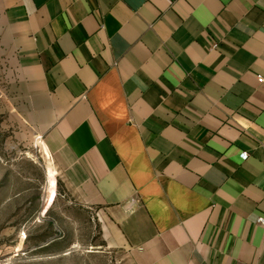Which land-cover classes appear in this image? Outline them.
<instances>
[{"label": "crops", "instance_id": "obj_1", "mask_svg": "<svg viewBox=\"0 0 264 264\" xmlns=\"http://www.w3.org/2000/svg\"><path fill=\"white\" fill-rule=\"evenodd\" d=\"M258 74L264 0H0L3 202L39 217L60 182L137 264H264Z\"/></svg>", "mask_w": 264, "mask_h": 264}, {"label": "rangeland", "instance_id": "obj_2", "mask_svg": "<svg viewBox=\"0 0 264 264\" xmlns=\"http://www.w3.org/2000/svg\"><path fill=\"white\" fill-rule=\"evenodd\" d=\"M22 133L19 151L7 155H31L37 159L38 179L33 183L36 192L40 193L45 184L44 203L41 204L45 209L56 193L57 180L48 179L46 173L45 183L46 157L40 150L29 152L39 144L31 134L26 136L25 130ZM4 191L5 187L0 186V264H137L127 247L108 243L104 228H92L95 224L100 227L99 220L90 218L81 207L62 199L60 193H67L62 183L58 185L54 208L33 218L26 216L29 210L19 214L12 201L3 202L8 195L12 197V193ZM68 212L75 217L67 218L64 214ZM55 224L58 227H54ZM80 224L82 228H78Z\"/></svg>", "mask_w": 264, "mask_h": 264}, {"label": "built area", "instance_id": "obj_3", "mask_svg": "<svg viewBox=\"0 0 264 264\" xmlns=\"http://www.w3.org/2000/svg\"><path fill=\"white\" fill-rule=\"evenodd\" d=\"M259 81L264 80V76L262 74H258ZM242 155L246 157L248 155L247 151L242 152ZM140 199L139 196L133 195L129 198V200L126 202V207L129 209V211H134L136 207L139 205ZM258 221L264 223V216H259Z\"/></svg>", "mask_w": 264, "mask_h": 264}]
</instances>
